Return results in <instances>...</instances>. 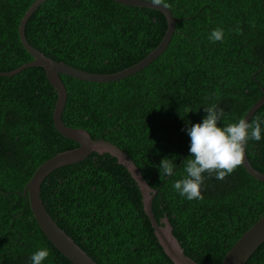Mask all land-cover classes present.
Listing matches in <instances>:
<instances>
[{
  "label": "trees",
  "instance_id": "trees-1",
  "mask_svg": "<svg viewBox=\"0 0 264 264\" xmlns=\"http://www.w3.org/2000/svg\"><path fill=\"white\" fill-rule=\"evenodd\" d=\"M33 0H0V70L32 58L22 45L18 21ZM175 16L160 52L138 69L105 81L59 73L66 99L63 122L91 137L118 144L156 188L154 217L165 214L183 251L218 264L234 240L264 213V181L244 165L223 180L205 173L203 200H188L173 188L189 158L186 129L202 122L204 106L224 109L221 126L238 121L264 89V0H161ZM157 7L118 0H42L27 17V41L54 60L105 72L142 57L162 36ZM224 30L222 41L208 39ZM239 29L238 33L236 30ZM219 97V99H216ZM207 98V99H206ZM56 91L42 66L0 75V264H31L40 248L42 264H74L36 223L24 183L36 166L77 145L52 120ZM264 119V103L251 114ZM246 154L264 172L262 139H249ZM165 157L176 163L161 179ZM130 170L108 151L58 166L40 182L41 201L54 221L98 264H174L143 209ZM243 264H264V239Z\"/></svg>",
  "mask_w": 264,
  "mask_h": 264
},
{
  "label": "water",
  "instance_id": "water-1",
  "mask_svg": "<svg viewBox=\"0 0 264 264\" xmlns=\"http://www.w3.org/2000/svg\"><path fill=\"white\" fill-rule=\"evenodd\" d=\"M41 1L42 0H33L26 7L17 24L19 39L22 45L31 54L32 58L10 70H0V75H11L27 66H42L45 70L48 81L56 91V99L52 111L53 124L61 134L77 142L76 146L57 151L44 159L36 166L33 173H31L30 177L23 185L21 193L27 195L31 213L41 231L55 245V247L74 264H98L54 221V219L47 212L39 195V185L43 177L58 166L80 160L92 150L99 153L102 151H108L115 155L118 161H122L133 175L132 177L138 184L142 193L141 198L143 209L150 220L158 241L162 245L164 251L170 256L172 262L174 264H206L204 262L194 260L183 251L177 238L173 235L171 224L165 214H163L159 220L154 217L151 211L150 201L156 188L151 186L145 179L144 174L133 157L118 144L116 145L112 141L102 137H91L86 129L79 126L67 125L61 118V112L66 99V90L62 80L60 79L59 73L69 74L73 77L85 80L105 81L107 79L123 76L138 69L160 52L167 43L173 31L175 20V16L173 15L170 7L162 1L160 3H156L155 0H118L126 3L150 5L159 8L164 13L166 18L164 32L158 42L136 61L115 70L93 72L75 67L62 60H54L27 41L24 34L25 21L33 9ZM262 103H264V89H262V94L255 101H253L241 118L248 120L253 111ZM243 165L254 177L264 181V172L258 170L251 164L246 152L245 162ZM263 239L264 213L254 220L234 240L218 264H243L249 254Z\"/></svg>",
  "mask_w": 264,
  "mask_h": 264
},
{
  "label": "clouds",
  "instance_id": "clouds-1",
  "mask_svg": "<svg viewBox=\"0 0 264 264\" xmlns=\"http://www.w3.org/2000/svg\"><path fill=\"white\" fill-rule=\"evenodd\" d=\"M155 2L160 3L161 0ZM236 31L240 32L239 29ZM223 38L224 30L220 27L212 30L208 37L212 42L222 41ZM204 111L206 115L202 122L186 129L190 137V156L183 164L185 175L173 184L175 191L188 200H203L201 188L205 181V173L209 177L214 175L217 180L225 179L244 164L249 139L254 141L262 139L264 119L259 116L251 121L240 118L221 126V121L225 117L223 108L217 103H211L204 106ZM176 166L172 158L162 159L158 166L161 179L173 175ZM49 255V249L40 248L31 255V264H42Z\"/></svg>",
  "mask_w": 264,
  "mask_h": 264
}]
</instances>
